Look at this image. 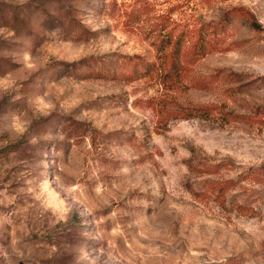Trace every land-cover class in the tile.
Returning <instances> with one entry per match:
<instances>
[{
    "label": "rangeland",
    "instance_id": "rangeland-1",
    "mask_svg": "<svg viewBox=\"0 0 264 264\" xmlns=\"http://www.w3.org/2000/svg\"><path fill=\"white\" fill-rule=\"evenodd\" d=\"M0 264H264V0H0Z\"/></svg>",
    "mask_w": 264,
    "mask_h": 264
},
{
    "label": "trees",
    "instance_id": "trees-1",
    "mask_svg": "<svg viewBox=\"0 0 264 264\" xmlns=\"http://www.w3.org/2000/svg\"><path fill=\"white\" fill-rule=\"evenodd\" d=\"M235 14L248 16V19L252 18L254 20V16L244 9L235 8L231 11H227L223 15V17L216 23L206 24L203 28L200 29V35L197 43L194 44L187 53H184L182 51L184 44L182 36L179 35L177 37L170 36L162 38L158 45L160 71L164 72L165 77L168 78H178L180 75H182V70L185 68V66L183 65V58H186L188 62L192 63V61L201 59L202 57L206 56L208 54L205 47L206 42L211 41L212 38L219 37L222 32H225L228 28L227 25L232 22ZM255 24L256 23H253V27L258 28V25ZM127 59L129 61L136 60L137 63L135 65V69H138L137 67H142L146 68L147 72H152V70H154V65L145 62L144 58L142 57L135 56ZM91 61V58L84 59L79 62L73 63L72 67L79 68L80 70L89 68L92 66ZM102 64L104 65L105 63ZM115 76H117L116 73L110 70H107L106 74L102 75L103 78L111 79L116 78ZM209 167L210 166H207V168ZM207 172H210L209 169H207ZM229 184H231V182L224 183V185H227V188L229 187ZM208 192V190H205V194H207ZM220 196H223V192L218 194V197Z\"/></svg>",
    "mask_w": 264,
    "mask_h": 264
}]
</instances>
